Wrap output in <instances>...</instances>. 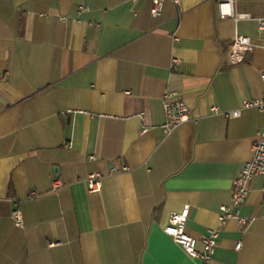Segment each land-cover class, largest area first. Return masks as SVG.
Segmentation results:
<instances>
[{"label":"crops","instance_id":"obj_1","mask_svg":"<svg viewBox=\"0 0 264 264\" xmlns=\"http://www.w3.org/2000/svg\"><path fill=\"white\" fill-rule=\"evenodd\" d=\"M220 1L153 16L150 0H0V264H198L164 231L185 206L190 234L219 229L214 264H264V175L240 207L254 220H219L262 113L211 112L264 97V31L221 18ZM236 11L264 17V0ZM237 34L261 46L232 64ZM167 90L194 120L165 136Z\"/></svg>","mask_w":264,"mask_h":264},{"label":"built area","instance_id":"obj_2","mask_svg":"<svg viewBox=\"0 0 264 264\" xmlns=\"http://www.w3.org/2000/svg\"><path fill=\"white\" fill-rule=\"evenodd\" d=\"M140 0H131L132 4H136ZM151 14L159 16L162 14L165 2L167 0H150ZM179 8L182 7L184 0H172ZM240 0H221L219 2V14L221 18L233 17L235 20L248 19L258 22L259 30L264 31V17H255L250 13H238L236 5ZM134 14H136L134 12ZM177 38V37H175ZM261 45L253 42L250 36L245 34H237L231 44L228 59L232 64L242 63L247 54ZM180 59L174 57L170 67L175 69L180 63ZM261 78L264 80V71L261 72ZM163 108L165 112V122L163 129L165 136L170 135L182 124L194 120L191 108L185 100L176 98V92L167 90L162 97ZM258 108L262 113V125L257 131L256 138L252 145V156L246 160L240 172L233 180L232 199L229 205H223L220 208L219 220L224 225L229 219H238L243 224L251 223L253 217H243L240 213L241 205L247 200L251 184L255 177L264 175V97L263 98H247L242 101L240 107L223 111L217 105L211 106V112L221 114L226 118L239 117L243 109ZM139 117L145 120V112H141ZM147 128H143L145 131ZM90 159H97L91 156ZM123 170H127L128 166H123ZM119 171L116 167L111 168V173ZM103 174L93 172L89 174L86 183L89 192H98L102 188ZM63 185L59 178L52 183V190L57 192ZM12 217L17 226H23L24 218L22 210L19 207L14 208ZM190 217V206H185L181 212H172L169 215L168 222L164 227L165 233L170 236L192 259L198 260V264H214V254L219 244V229H211L207 233L197 237L190 234L187 230V222ZM242 242H238L236 248L239 250Z\"/></svg>","mask_w":264,"mask_h":264}]
</instances>
